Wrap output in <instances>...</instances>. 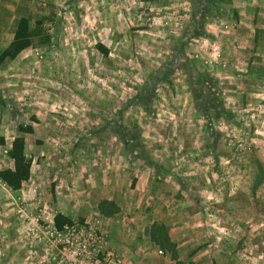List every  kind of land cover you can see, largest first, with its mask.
I'll use <instances>...</instances> for the list:
<instances>
[{"label":"rangeland","instance_id":"374dc122","mask_svg":"<svg viewBox=\"0 0 264 264\" xmlns=\"http://www.w3.org/2000/svg\"><path fill=\"white\" fill-rule=\"evenodd\" d=\"M33 8L25 13L32 17L33 24L44 18L54 43L30 49L16 62L0 67V136L4 134L11 142L16 135L19 136V125H33L34 133L25 135L26 154L36 162L35 166L45 167L49 183L51 178L58 180L62 175L67 159L76 169L73 159L76 156L83 157L85 166H95L97 172L93 171V174L106 177V168L119 159L114 150L120 144L125 148L123 160L148 157L154 146L148 144L146 149L145 141H155L156 130L161 127L167 132H171L172 127H180L181 134H184V129L198 131L204 126L212 140L220 144L219 151L227 156L232 165H228L231 173H236L239 178L230 180H243L251 186L253 177L264 175V118L257 124L254 116L257 109L264 112V99L258 102L240 100L239 92L243 86L234 72L230 74L234 71L230 70L235 67L233 63L239 60L241 46L252 47L254 43L264 46V0H147L141 7L133 6L127 19L129 30H123L121 36L115 37L106 35L109 32L105 27L108 14L101 6L102 10L96 15L92 13L93 8L86 13L83 8H76L71 14L72 20L65 16L69 13L66 4L47 7L41 2ZM257 16L261 17L257 19ZM243 18L244 25H241ZM97 22L100 27H105V35L91 33L90 29ZM244 26L249 31L243 29ZM66 27L80 30L75 37L66 38L63 34ZM253 30L257 32L254 35ZM241 31L247 32V42L240 39ZM98 32L102 33V29ZM8 33L14 35L11 29ZM203 33L212 39L197 36ZM7 43L5 37L2 44ZM98 43L109 47L107 55L97 50ZM184 56L195 60L200 71L220 80L221 98L234 118H215L217 103L210 101L213 95L209 96L208 89L199 85L201 79L195 78L194 72L177 71L162 85L155 83L164 77V68L170 58L179 57L181 60ZM260 58L264 62V53ZM150 92L155 95L151 110L147 112L136 102L140 94L151 95ZM197 104L203 106L202 112ZM179 108H182L181 114ZM50 110L55 115L52 126L56 132L46 130L45 121L51 117L45 112ZM69 111L74 112V116L67 117L65 114ZM193 111L197 115L196 121L191 115ZM157 112L160 114L158 118L163 116L165 123H156ZM175 118L182 119V122L173 121ZM47 137L71 145L69 148L59 145L57 150L48 149L44 146ZM75 142L82 143V146L75 147ZM10 145H0V170L7 169L13 162L7 155ZM52 158L57 159V166L59 164L53 173L55 177L50 175L51 167L48 166ZM90 168L86 175L91 174ZM9 189L0 181L1 191ZM30 189L27 188L25 197L21 196L16 202L17 216L22 219L17 221L24 224L31 243H37L31 229L42 206L36 201L38 188ZM261 194L264 204V185ZM45 215L52 218L54 214L46 207ZM258 223L257 228L246 230L245 235L250 239L239 263L264 264V219ZM221 225L218 232L221 241L233 240L236 233L235 229L233 232L230 229L235 228L231 221ZM21 245L26 246L23 241ZM251 255L257 260L252 262ZM19 256L20 259H14L5 255L4 264H41L36 253L27 255L22 252ZM186 264L193 263L186 261Z\"/></svg>","mask_w":264,"mask_h":264},{"label":"crops","instance_id":"0c3cea01","mask_svg":"<svg viewBox=\"0 0 264 264\" xmlns=\"http://www.w3.org/2000/svg\"><path fill=\"white\" fill-rule=\"evenodd\" d=\"M145 1L147 0H0V36L2 40L5 37L8 40L6 45L1 40L0 52L14 38L8 31L11 29L14 32L18 19L27 16L25 12L33 11V7L41 2L47 7L66 4L69 13H65V16L68 20L73 19L71 14L76 8H83L85 13L93 8L92 13L96 15L102 10L99 8L101 6L108 14L105 27L109 32L106 35L115 37L121 36V31L129 30V13L133 6L141 7ZM260 17L257 16V19ZM244 20L243 18L241 25H244ZM105 27H100L97 22L90 30L94 36L105 35ZM244 28L249 31L247 26ZM101 29L102 33H99ZM79 30L66 27L63 34L66 38L75 37ZM253 31V35L257 33ZM245 38L247 32L243 31L240 39L244 41ZM101 45L109 52V47ZM241 47L243 49L239 53V60L233 63L235 67L230 70L234 71H230V74L233 75L234 72L243 86L239 92L240 100L246 102L251 99L258 102L264 99V62L260 58L264 53V46L254 43L252 47ZM28 51L30 49L22 52L11 64ZM181 110L179 108L180 114ZM45 115L51 117L45 121L46 130L56 132L52 126L55 124L52 121L54 113L50 110ZM65 115L72 117L74 112L69 111ZM156 115V123H165L163 116L160 119L158 112ZM191 115L193 121H196L195 111ZM254 116L255 122L259 124L260 119L264 118V112L257 109ZM173 121L182 122V119L175 118ZM184 130L186 132L181 134L180 127H172L171 132L164 131L163 127L157 129L155 141H145L146 149L148 144L154 146V151L148 157H128L123 160L125 148L121 144L120 147H115L114 151L119 154V159L112 161V166L106 168V177L93 174V171L97 172L93 164L89 165L92 167L91 174L86 175L89 167L85 166L83 157L76 156L73 157L76 169L73 168V162L67 159L62 175L58 180L51 178L49 183L45 167L35 166L36 162L30 157L32 167L29 181L17 191L0 190V264H4L5 255L14 259H20L22 252L27 255L36 253L39 258L45 256L41 246L31 243V239L26 236L24 224L17 221L20 218L16 213V202L26 195L27 188L29 191L33 187L38 188L39 192L36 201L53 212V221L61 214L75 222L83 223L93 219L100 222L108 238V250L115 256L109 264H173L175 261L171 254L151 237L154 225L165 227L171 242L176 245L180 261H190L193 264H242L239 261H242L244 246L250 239L245 235L246 230L257 228L258 222L264 219V204L260 199L263 198L261 186L264 185V175L253 177L251 186L243 180L233 181L239 178L229 170L228 165H232L228 163L227 156L219 151L220 144L212 140L208 129L200 126L198 131L195 128ZM35 131L37 132L36 128ZM45 135L48 136L46 133ZM143 136L146 137L145 134ZM16 137L18 135L12 141ZM2 139L5 146L12 142L7 141L4 134L0 136V140ZM44 142V146L52 150H57L59 145L64 148L71 145L53 141L50 137ZM79 142H75L74 146H82ZM56 161L57 159L52 158V162L48 163L51 176L57 171L56 167L59 168ZM13 167L12 162L8 168ZM105 202L111 205H103ZM245 212L248 214L245 215ZM227 221L234 225L235 228L230 229L232 232L235 229L236 235L233 240L222 242L218 232L222 222L226 224ZM22 241L26 246L21 245ZM250 258L252 262L257 260L254 255Z\"/></svg>","mask_w":264,"mask_h":264},{"label":"trees","instance_id":"16d2710c","mask_svg":"<svg viewBox=\"0 0 264 264\" xmlns=\"http://www.w3.org/2000/svg\"><path fill=\"white\" fill-rule=\"evenodd\" d=\"M220 1L225 2L227 0ZM32 21L31 16H23L18 19L14 28V38L12 42L0 52V67H4L16 60L19 55L27 49L53 45V36L50 34L49 30L46 29L44 18L36 20L34 24ZM197 36H204L209 39L211 38V36L206 33L199 34ZM96 47L104 55L109 53L108 50L101 44H98ZM175 50L179 51L178 48ZM179 57L169 59V62L164 68L166 70L164 74L165 79L163 77L155 83L157 85H162L177 71H183L184 73L194 72V77L201 79L198 81L199 85L203 84L202 88L208 89L209 96L213 95V98L210 101L217 103L214 110L215 118H226L229 120L233 117V114L226 110L225 104L221 98L222 89L220 80L210 73H203L200 71V66L195 60H192L187 56H184V58L180 60ZM211 89L213 92H210ZM144 92L147 93L146 88L144 89ZM145 93L139 95V100L136 103L141 104L147 112H150L155 94L152 95V92H150L151 95ZM197 108L200 112L203 111V106L197 104ZM18 132L19 136L12 141L11 146L7 151V155L13 161L14 167L0 170V181L5 183V185L13 191L20 190L23 187V184L29 181L32 167V159L26 154L25 135L33 134L34 127L33 125L24 126L21 124L18 126ZM0 145H5L4 139L0 140ZM104 204L111 205L108 202L103 203V205ZM54 222L58 230H62L65 225L73 224L71 219L61 214H58L54 218ZM151 237L154 242L159 243L162 249L167 250L171 254L173 261H175L173 264H186V262L178 260L176 245L171 242L164 226L154 225Z\"/></svg>","mask_w":264,"mask_h":264},{"label":"built area","instance_id":"2783aa9c","mask_svg":"<svg viewBox=\"0 0 264 264\" xmlns=\"http://www.w3.org/2000/svg\"><path fill=\"white\" fill-rule=\"evenodd\" d=\"M39 211L31 230L45 254L40 258L41 264H109L115 259L99 221H73L58 230L53 217H46V207Z\"/></svg>","mask_w":264,"mask_h":264}]
</instances>
